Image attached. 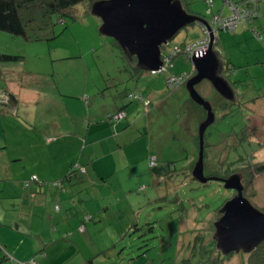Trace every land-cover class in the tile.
<instances>
[{
    "label": "rangeland",
    "instance_id": "rangeland-1",
    "mask_svg": "<svg viewBox=\"0 0 264 264\" xmlns=\"http://www.w3.org/2000/svg\"><path fill=\"white\" fill-rule=\"evenodd\" d=\"M179 1L204 21L218 9L228 15L223 0ZM100 25L81 3L72 18L53 27V39L27 41L0 31V54L22 57L0 62V92L13 91L8 94L21 98L16 108L0 115V264H247L242 250L220 256L213 235L221 207L236 195L219 180L239 177L243 196L264 212V173L248 179L254 165L264 163V0L252 22L215 34L219 74L233 98L221 97L207 80L195 86L214 114L204 134L203 173L216 180L206 185L192 177L203 108L190 100L185 83L169 89L164 73L144 71L130 78L127 61L99 33ZM202 38V24L194 23L168 46ZM192 70L191 61L179 55L169 72H186L190 78ZM96 84L105 90L104 99L90 93ZM129 92H146L151 98L150 129H136L139 138L131 134L129 142L118 145L119 130L106 120L108 131L93 137L114 139L96 144L90 158L99 173L110 175L61 185L69 162L90 140L81 137L75 144L65 139L47 148V138L59 135L50 121L69 124L62 114L68 107L77 116L92 106L110 109L118 100L127 105L124 110L137 111L138 121L148 109L138 101L129 103L124 96ZM226 101L231 105L222 107ZM46 125L52 133L29 131ZM149 157L157 161L152 168ZM41 198L51 212L39 207Z\"/></svg>",
    "mask_w": 264,
    "mask_h": 264
},
{
    "label": "water",
    "instance_id": "water-1",
    "mask_svg": "<svg viewBox=\"0 0 264 264\" xmlns=\"http://www.w3.org/2000/svg\"><path fill=\"white\" fill-rule=\"evenodd\" d=\"M90 14L100 19L99 33L116 42L128 62H132L134 58L137 68L151 72L160 70L162 50L180 30L194 23L206 25L201 17L183 9L179 0H100L91 6ZM213 46L212 40L202 56L189 60L194 75L185 82L190 100L202 107L206 113L198 127L199 152L192 170L193 179L200 184L216 180L203 173L204 134L213 124L214 114L210 104L196 92L195 86L202 80H207L227 100L232 99L234 93L229 83L218 74L221 66ZM0 105L15 106L16 100L13 95L3 96L0 92ZM219 182L224 189L231 190L236 195L220 210L221 217L215 223L216 230L213 235L215 248L224 256L241 250L250 252L264 241V212L243 196L239 177L233 175ZM17 228H20L19 224H16V231Z\"/></svg>",
    "mask_w": 264,
    "mask_h": 264
},
{
    "label": "trees",
    "instance_id": "trees-1",
    "mask_svg": "<svg viewBox=\"0 0 264 264\" xmlns=\"http://www.w3.org/2000/svg\"><path fill=\"white\" fill-rule=\"evenodd\" d=\"M97 1H100V0H13V1L0 0V31L8 33L13 36L21 37L27 41L29 40L39 41V40L53 39L56 36L53 27L57 24L63 23L65 18H72V13L74 11V8L78 4L83 3L86 7L87 12L90 13L91 6ZM234 1H235L234 3H237V4L246 3V5H244L245 7H248V6L251 7V6L256 5L258 14L253 19H251L250 22H252L254 19L259 17L260 0H256V2L254 0H234ZM224 8L228 10L226 6H224ZM228 13H229L228 15H230L229 10H228ZM211 16H219V14L213 13ZM250 22H247L246 25ZM191 25H194V24H191ZM257 34L259 36V33ZM112 43L114 44L115 47L119 49L122 58L125 61H127L126 65L128 67H126V72H128L130 78L136 79L142 72H144V70L141 68H137L135 66L136 60L134 58L132 62H128L123 50L119 47V45L113 40H112ZM184 45H187V44L182 43L176 46L182 48ZM173 47H169V48H173ZM166 49L167 48L163 50L164 54L166 52ZM179 55H182V54H179ZM179 55H176L174 57L176 58ZM173 58L167 64L168 70L166 72L161 71V73L166 74V79L170 76H178V75L170 74L169 72L170 68L173 65V60H174ZM21 59L22 57L16 56V55L0 54V62H3V63L17 62V61H20ZM156 73L159 74L160 72H156ZM165 83H166V80H165ZM183 85L184 83L177 87H173V88H170L168 86L167 87L169 89H177ZM104 91L105 90H103V92ZM124 96L127 98L129 103L138 101V102H141L145 107H149L152 105L151 98H149V95H147L146 92H138V93L129 92V93H125ZM133 97H136V99H133ZM143 99L144 100L149 99V104L145 105L143 102ZM226 105L229 106L231 104L228 101H226L223 103L222 107H226ZM2 107H0V115H2V113H4V110H5V109H2ZM119 113H123L124 114L123 118H125V112L123 110H119L115 114L110 115V116H115ZM106 120H108L110 124H113V123L115 124V121L109 117H106ZM204 139H205V135H204ZM196 140L198 141V137ZM206 146L208 145H206L204 141V148ZM151 158H154V157H149L147 161L149 168L153 167L149 165ZM155 163H157L156 159H155ZM84 167L85 166L82 164L81 165L77 164L76 166H72L68 170V173L66 174V176L62 179L61 183H64V182L70 183L73 180L79 179V177L83 176V174L86 172ZM262 173H264V163L256 164L254 165L252 172L248 175V179H252L254 175H258ZM248 185L251 186L250 184ZM91 219L92 218L88 217V221H90ZM232 254H229L226 256L220 254V256H223L224 258H228ZM247 254H248L247 264H264V241L261 242L254 249H252L250 252H247Z\"/></svg>",
    "mask_w": 264,
    "mask_h": 264
},
{
    "label": "crops",
    "instance_id": "crops-1",
    "mask_svg": "<svg viewBox=\"0 0 264 264\" xmlns=\"http://www.w3.org/2000/svg\"><path fill=\"white\" fill-rule=\"evenodd\" d=\"M260 3H261V0H260ZM222 10L223 9H218V12L217 13L220 16H223V17L224 16H227V15H222V13H221ZM189 13H192V12H189ZM192 14H194V13H192ZM189 42H191V41H189ZM182 43H185V42H182ZM182 43H180V44H182ZM221 70H222V67H221ZM149 72H151V71H149ZM180 74H187V73L186 72L185 73H179L178 75H180ZM193 75H194V72L192 70L190 72V75H188V76L190 77V76H193ZM219 75H221V74H219ZM8 92H11V94H13V91H8ZM8 92L7 91H2L1 94L3 96H6L8 94ZM92 92H94V94L96 93V97H99L100 96L101 98L104 99L105 96H106L103 91H101V90L99 91L98 90L97 84L94 85V87L91 88L90 93H92ZM14 96H15V100H16V105L15 106H11V107L5 106L4 107L5 108V111L8 110V109L16 108V106L19 104L21 98L16 93H14ZM84 101H85L86 105L89 106V104H90L89 98L88 97H85L84 98ZM111 105L112 106H110V109L104 108V109H101V110H99V109H97V108H95V107L92 106V107L84 110L81 114H78L77 116L75 114L76 112H73L68 107V108H66V109L63 110V113L62 114L66 113V115L65 114L64 115H65V118L67 117L66 118L67 119V123H69V124H65V123L64 124L63 123L57 124L58 121L55 122V118L50 121V122H54V124L52 125V127H55V128H53V129H55V132H58L59 131L58 132L59 135H54V137H50L52 139L47 138L46 143L43 144L47 148L55 147V146L58 145V143L60 141L65 140V139H68L69 141L73 140L72 142H74L75 144H76V142H80V138L81 137L83 138L82 142H85L86 143V142H88L87 141L88 139L90 140V142L87 143L90 146L88 147V145H86V146L84 145L85 147L82 148V151H80L81 152L80 153V156L75 161H70L69 162V165H68V168H71L75 164H80V165L82 164V165L85 166L84 168H85V171L86 172L83 174V176L79 177V179L73 180L70 183H72V184H79V183L83 182L84 180L92 181V179L95 176H98L99 178L104 179V177H107V176L110 175V173H107V174L99 173L97 171L95 165H94V159L92 161V159L90 158V156H93L90 153V151L92 150V148L96 144L103 142V140H105V139L113 138L110 135L107 136V137H102L100 139H95L93 137V134H96V132H98L99 130H103L104 132H107L108 131V124L106 123V117L109 115L108 110H110L113 113L114 112L116 113L119 110H123L125 112V118H124L125 120H121V121L116 120L117 122L115 121L116 127L119 130V133L115 137V139L114 138L113 139L116 140V142L118 143V145L119 144L125 145L127 142H129L130 141V135L131 134L133 136H135V137H138L137 133H135L134 130L137 129V131L146 132L147 129H150V124H149V122L146 121L147 120L146 119V116L150 114V110L149 109H150L151 106L145 107V108L148 109L147 112H145V114H144L145 116L143 118H140L138 121H136V119H134V118H135V114L137 113V111H132L131 112L129 110H124L127 105L123 106L122 102H120L119 100L118 101H114ZM0 107H2V106L0 105ZM56 114L58 115V113H56ZM85 115L87 116L88 119H83V116H85ZM84 124H86L85 127H84ZM45 127H49V126L46 125V126H44V128L42 127V128H39V129H37L35 127H33V128L30 127V128H32V130H29V131L39 132L41 130V133H42L45 130V132L52 133L48 129H45ZM85 143H83V144H85ZM86 151H88V153H86ZM37 183H35V185H37ZM64 183H60V184L63 185ZM30 194H33V193L30 192ZM59 198H60V196H59ZM40 201L43 202V205L42 206H39V207H41L44 210L48 209V211L51 212L50 209L45 206V198H41L39 200V202ZM51 219H53V218L51 217ZM64 219H66V218H64ZM67 220H69V219H66V221ZM62 221H65V220H60L58 222H62ZM19 224H21V223H19ZM42 247H43V249L46 248V246L44 248L43 245H42ZM6 250L10 253V255H13V249H10L9 250L6 247ZM4 260L5 259H2V261H4Z\"/></svg>",
    "mask_w": 264,
    "mask_h": 264
},
{
    "label": "built area",
    "instance_id": "built-area-1",
    "mask_svg": "<svg viewBox=\"0 0 264 264\" xmlns=\"http://www.w3.org/2000/svg\"><path fill=\"white\" fill-rule=\"evenodd\" d=\"M256 2V0H254ZM209 2V0H208ZM234 0H223V5L226 6L230 12V15L228 16H211V20H207L206 25L202 24V32H203V38L197 42H193L187 45H184L182 48L174 46L173 48H169V46H166V52L163 53L162 50V67L159 71H152V73L156 72H166L168 69V63L171 61V59L179 54H182L185 56L186 60L189 61L193 57L202 56L209 47V44L213 40V43H215V34L217 31L220 30H226V31H233L238 25H246L247 22H250L251 19H253L257 14V8L255 6H248L245 7L246 3L237 4L234 3ZM188 77L186 74H180L178 76H170L166 79V84L168 87L173 88L177 87L183 83L186 82ZM133 99H136V97H133ZM143 102L145 105L149 104V99H143ZM107 117H111L113 120H118L120 118L124 117L123 113H119L115 116L108 115ZM150 166L156 165L155 158H151L149 162Z\"/></svg>",
    "mask_w": 264,
    "mask_h": 264
},
{
    "label": "flooded vegetation",
    "instance_id": "flooded-vegetation-1",
    "mask_svg": "<svg viewBox=\"0 0 264 264\" xmlns=\"http://www.w3.org/2000/svg\"><path fill=\"white\" fill-rule=\"evenodd\" d=\"M219 71H220V70H218V74H219ZM204 112H205V111H204ZM205 116H206V113H205ZM203 120H204V119H203Z\"/></svg>",
    "mask_w": 264,
    "mask_h": 264
},
{
    "label": "bare ground",
    "instance_id": "bare-ground-1",
    "mask_svg": "<svg viewBox=\"0 0 264 264\" xmlns=\"http://www.w3.org/2000/svg\"><path fill=\"white\" fill-rule=\"evenodd\" d=\"M174 58H175V57H174ZM174 58H173V59H174ZM109 118H111V117H109ZM111 119H112V118H111ZM114 121H115V120H114Z\"/></svg>",
    "mask_w": 264,
    "mask_h": 264
}]
</instances>
